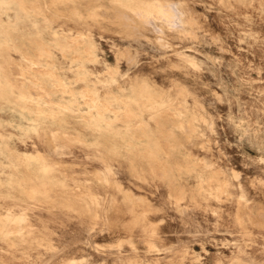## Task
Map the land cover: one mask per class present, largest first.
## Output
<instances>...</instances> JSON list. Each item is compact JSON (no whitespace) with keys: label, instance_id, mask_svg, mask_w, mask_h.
Wrapping results in <instances>:
<instances>
[{"label":"rangeland","instance_id":"rangeland-1","mask_svg":"<svg viewBox=\"0 0 264 264\" xmlns=\"http://www.w3.org/2000/svg\"><path fill=\"white\" fill-rule=\"evenodd\" d=\"M261 215L264 0H0V264H264Z\"/></svg>","mask_w":264,"mask_h":264},{"label":"bare ground","instance_id":"bare-ground-1","mask_svg":"<svg viewBox=\"0 0 264 264\" xmlns=\"http://www.w3.org/2000/svg\"><path fill=\"white\" fill-rule=\"evenodd\" d=\"M221 1V0H220ZM239 1V0H238ZM223 2V1H222ZM246 2V1H245ZM259 2V1H258ZM240 3V2H239ZM242 3V2H241ZM250 3V2H249ZM227 4V3H226ZM147 7L146 8H141V7H139V6H134V5H129V7L130 8H132V10H135V11H138L139 12V14H141L142 16H150V15H152V14H154L153 12L154 11H158L159 12V14H163L165 11H168V10H165L164 8H163V6H158V7H156L155 6V4H145ZM229 5V4H228ZM176 4H174L173 6H169V7H173L175 10L173 11V12H175L176 11ZM231 6V5H230ZM154 7H156V8H158V9H153ZM230 8V7H229ZM169 10H170V8H169ZM172 10V9H171ZM176 14H179V13H177V11L175 12ZM90 14V13H89ZM134 14V13H133ZM136 15V14H135ZM180 15V14H179ZM94 16V15H93ZM97 16V15H96ZM138 16H140V15H138ZM136 17H137V15H136ZM160 17H162V16H160ZM171 17V15H169V18ZM177 17V16H176ZM179 17V16H178ZM171 18H174V17H171ZM170 18V19H171ZM121 19V18H120ZM142 19V18H141ZM124 20H125V18H124ZM138 20H139V18H138ZM163 20H165V19H163ZM168 20V19H167ZM174 21H172L171 23L172 24H175V23H177V21L175 22V20L176 19H173ZM155 21H159V20H156V18H155ZM145 22V21H144ZM148 22V21H147ZM147 22H145L146 24H147ZM151 22V21H150ZM175 22V23H174ZM179 22V21H178ZM168 23H170V20H169V22ZM145 24V25H146ZM150 23L148 22V25H149ZM152 24V26L154 25L153 23H151ZM150 24V25H151ZM178 24V23H177ZM177 24H175L174 26H175V28H176V26H178ZM148 25H147V27H148ZM166 25V24H165ZM181 25H183V24H181ZM196 25V24H195ZM171 26V25H170ZM169 26V24H168V27H170ZM173 26V27H174ZM150 27V26H149ZM173 27L171 28V29H173ZM182 27V26H181ZM152 28V27H151ZM155 28L156 27H154V31L156 32V34H157V28H156V30H155ZM178 28V27H177ZM181 29V28H180ZM179 29V30H180ZM159 30V29H158ZM164 30V29H163ZM175 30H177V29H175ZM171 31V30H170ZM158 32H160V31H158ZM164 34V33H163ZM193 34V33H192ZM160 35H161V32H160ZM162 36V35H161ZM80 37V36H79ZM84 37V36H83ZM90 37V36H89ZM82 38V37H81ZM2 39H5V38H2ZM71 39H74V38H71ZM92 39V38H91ZM160 40H162V39H160ZM5 41V40H4ZM69 42V41H68ZM71 42H73V41H71ZM76 42V41H75ZM81 42V41H80ZM119 42V41H118ZM159 42V41H158ZM160 43V42H159ZM24 46V45H23ZM82 46V45H81ZM26 47V46H25ZM88 49V48H87ZM86 49V50H87ZM186 50H187V48H186ZM190 50V49H189ZM37 51V50H36ZM195 51V50H194ZM14 53V52H13ZM197 53V52H196ZM39 54V53H38ZM128 55V54H127ZM179 56V55H178ZM39 57V56H38ZM42 57V56H41ZM73 58V57H72ZM77 58V57H76ZM89 59V58H88ZM114 59H116V58H114ZM77 60V59H76ZM218 61H219V59H217ZM37 62V61H36ZM193 62V61H192ZM219 62H221V61H219ZM50 63V62H49ZM217 63V62H216ZM218 64V63H217ZM16 65V64H15ZM127 65V64H126ZM194 65V64H193ZM25 66V65H24ZM195 67H196V65H195ZM194 67V68H195ZM128 68V67H127ZM196 69V68H195ZM36 70V69H35ZM41 69H39V71H40ZM32 71V70H31ZM44 71V70H43ZM48 71V70H47ZM46 71V72H47ZM21 72V71H20ZM35 72V71H34ZM53 72V71H52ZM18 73V72H17ZM40 73V72H39ZM41 73L43 74V72L41 71ZM49 73V72H48ZM21 74V73H20ZM30 74V73H29ZM45 74V73H44ZM43 74V75H44ZM47 74V73H46ZM22 76L24 75V74H21ZM48 75V74H47ZM20 76V75H19ZM53 77V76H52ZM24 78H25V76H24ZM84 78V77H83ZM54 79V78H53ZM33 80V79H32ZM38 80V79H37ZM60 80V79H59ZM23 81V80H22ZM58 81V80H57ZM17 82V81H16ZM115 83V82H114ZM29 85V84H28ZM21 86V85H20ZM5 87V86H4ZM120 87V86H119ZM142 87H143V85H142ZM144 87H146V86H144ZM3 88V87H2ZM40 88V87H39ZM141 89V88H140ZM31 90V89H30ZM40 90V89H39ZM48 90H50V89H48ZM145 90H147V89H145ZM35 91H37V90H35ZM40 91H42V89L40 90ZM52 91V90H51ZM54 91H56V90H54ZM72 91V90H71ZM20 92V91H19ZM33 92H34V90H33ZM63 92H65V90H63ZM73 92V91H72ZM12 93H14V91L12 92ZM42 93V92H41ZM89 93H90V91H89ZM88 93V94H89ZM43 94V93H42ZM47 94V93H46ZM87 94V95H88ZM16 95V94H15ZM35 95H37V94H35ZM45 95V94H44ZM44 95H42V96H44ZM72 95V94H71ZM90 95V94H89ZM144 95H146V94H144ZM180 95H181V93H180ZM186 95V94H185ZM216 95V94H215ZM38 96V95H37ZM25 97V96H24ZM39 97H40V95H39ZM47 97V96H46ZM45 97V98H46ZM90 97H93L92 95L90 96ZM37 98V97H36ZM52 98V97H51ZM87 98H89V97H87ZM96 98V97H95ZM32 99V98H31ZM38 99V98H37ZM48 99H50V98H48ZM91 99V98H90ZM94 99V98H93ZM117 99H118V97H117ZM187 99V98H186ZM98 101V100H97ZM155 101H156V99H155ZM26 102V101H25ZM178 102V101H177ZM50 103H51V100H50ZM49 103V104H50ZM98 102H96V104H97ZM101 103V102H100ZM142 104H143V102H141ZM152 103V102H151ZM181 103V102H180ZM30 104V103H29ZM38 104V103H37ZM55 104V103H54ZM86 104H87V102H86ZM91 104H93V103H91ZM103 104V103H102ZM53 105V104H52ZM182 105V104H181ZM32 106V105H31ZM61 106V105H60ZM59 107V106H58ZM64 107V106H63ZM62 107V108H63ZM68 107V106H67ZM108 107V106H107ZM66 108V107H65ZM98 108V107H97ZM110 108V107H109ZM129 108V107H128ZM197 108V107H196ZM26 109V108H25ZM38 109V108H37ZM111 109V108H110ZM178 109V108H177ZM181 109H183V108H181ZM53 110V109H52ZM113 110V109H112ZM129 110V109H128ZM202 111H203V109H201ZM28 111V110H27ZM95 111V110H94ZM31 112V111H30ZM33 112V111H32ZM36 112H38V111H36ZM127 112V111H126ZM126 112H124V113H126ZM133 112V111H132ZM39 113V112H38ZM41 113H42V111H41ZM170 113V112H169ZM168 113V114H169ZM50 114V113H49ZM48 114V115H49ZM128 114V113H127ZM172 114V113H171ZM56 115V114H55ZM164 115H165V113H164ZM174 115V114H173ZM172 115V116H173ZM45 116V115H44ZM50 116V115H49ZM53 116V115H52ZM129 116H131V118L130 117H128V115H127V117H126V115H125V117L128 119V120H130V119H132V117H133V119H134V116H135V114L133 115V114H131L130 115V112H129ZM156 116V115H155ZM170 116V115H169ZM168 116V117H169ZM181 116V115H180ZM184 116H185V114H184ZM193 116V115H192ZM195 116V115H194ZM46 117H48V116H46ZM57 117V116H56ZM139 117V116H138ZM175 117V116H174ZM177 117V116H176ZM196 117V116H195ZM90 118V117H89ZM130 118V119H129ZM137 118V117H136ZM140 118V117H139ZM192 118V117H191ZM50 119V118H49ZM160 119V118H159ZM164 119V118H163ZM177 119V118H176ZM87 120H88V118H87ZM91 120H92V118H91ZM124 120H126V119H124ZM127 121V120H126ZM132 121V120H131ZM141 121V120H140ZM139 121V122H140ZM166 121H168V120H166ZM174 121V120H173ZM128 122V121H127ZM138 121H136L135 122V124L137 123ZM138 122V123H139ZM202 122V121H201ZM114 123V122H113ZM142 125H144V123H142V122H140ZM170 123H171V121H170ZM193 123V122H192ZM170 125V124H169ZM172 125V124H171ZM174 125V124H173ZM181 125V124H180ZM128 126V125H127ZM158 126V125H157ZM174 126H176V124L174 125ZM193 125H191V127H192ZM134 127H137V126H134ZM139 127V126H138ZM141 127V126H140ZM178 127V126H177ZM186 127V126H185ZM187 127H188V125H187ZM190 127V126H189ZM189 127L187 128V129H189ZM190 127V128H191ZM160 128L161 129H163L161 126H160ZM186 129V128H185ZM165 130V129H164ZM196 130H197V128H196ZM211 130V129H210ZM167 131V130H166ZM143 132V131H142ZM174 132V131H173ZM188 132V131H187ZM189 132H192V131H189ZM195 133H196V131H195ZM162 135H163V133H161ZM165 134V133H164ZM168 134H170V133H168ZM190 134V133H189ZM188 134V135H189ZM166 136V134L164 135V137ZM171 137V136H170ZM191 137V136H190ZM136 138H137V136H136ZM186 138H188V137H185V140H186ZM138 139V138H137ZM144 139V138H143ZM139 140V139H138ZM162 140V139H161ZM190 140V139H189ZM209 143V142H208ZM144 144V143H143ZM164 144H167V143H164ZM123 146V145H122ZM130 146V145H129ZM166 146V145H165ZM169 147V146H168ZM50 148H51V146H50ZM137 148H138V146H137ZM168 149V148H167ZM67 150V148H66V146H65V144H63V143H57L53 148H52V154L54 155V156H60V155H63V154H65V151ZM166 151V150H165ZM169 153V152H168ZM168 157V156H167ZM203 162V161H202ZM204 164V163H203ZM197 165V164H196ZM158 166V165H157ZM159 167V166H158ZM152 168V167H151ZM177 168V170H178V167H176ZM47 170H49V169H47ZM162 170V169H161ZM176 170V171H177ZM181 169H179V171H180ZM233 173H234V171H232ZM43 173V172H42ZM151 173H152V171H151ZM160 173H162V172H160ZM218 173H219V171H218ZM180 174V173H179ZM21 175V174H20ZM155 175H156V173H155ZM162 176H164L163 174H161ZM161 175L159 176V177H161ZM181 177V176H180ZM179 177V178H180ZM238 177V176H237ZM135 178V177H134ZM162 179H164V178H162ZM239 179V178H238ZM214 181H215V179H214ZM212 182V181H211ZM210 182V183H211ZM220 183V182H219ZM171 186L172 185H174V184H170ZM201 185V184H200ZM180 186V185H179ZM200 187V186H199ZM62 188V187H61ZM223 188V187H222ZM228 188V187H227ZM184 192V191H183ZM56 194V193H55ZM180 194H182V193H180ZM179 194V195H180ZM219 194H220V192H219ZM35 195V194H34ZM37 195V194H36ZM61 195V194H60ZM59 195V196H60ZM186 195V194H185ZM64 196V195H63ZM183 196V195H182ZM181 196H179V198H180ZM61 198V197H60ZM229 198V197H228ZM53 199V198H52ZM71 201V200H70ZM83 201V200H82ZM243 201V200H242ZM78 202V201H77ZM181 202V201H180ZM85 203V202H84ZM241 206V205H240ZM258 206V205H257ZM249 207V206H248ZM259 208V207H258ZM90 213V212H89ZM259 215V214H258ZM263 215V214H262ZM262 215H261V218H262ZM237 216H238V213H237ZM9 217H11V216H9ZM255 217V216H254ZM258 217V216H257ZM260 218V217H259ZM19 219V218H18ZM262 219H264V217L262 218ZM20 220H24V217L23 216H21L20 217ZM20 220H18V221H20ZM263 221V220H262ZM239 222V221H238ZM246 222V221H245ZM24 223V222H23ZM30 224V223H29ZM241 224V223H240ZM11 225H14L15 226V224H11ZM12 227V226H11ZM259 227V226H258ZM3 228H4V226H3ZM17 228H18V226H17ZM14 231H15V229H14ZM2 235V234H1ZM153 245H156V244H154V243H152ZM152 244H151V246H152ZM152 248V247H151ZM235 261V260H234ZM240 263V262H239Z\"/></svg>","mask_w":264,"mask_h":264}]
</instances>
